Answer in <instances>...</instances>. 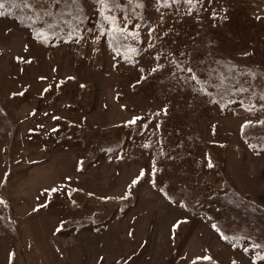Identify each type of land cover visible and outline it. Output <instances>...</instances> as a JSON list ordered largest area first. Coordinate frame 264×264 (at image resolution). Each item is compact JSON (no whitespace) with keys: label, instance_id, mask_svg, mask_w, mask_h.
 <instances>
[{"label":"rangeland","instance_id":"rangeland-1","mask_svg":"<svg viewBox=\"0 0 264 264\" xmlns=\"http://www.w3.org/2000/svg\"><path fill=\"white\" fill-rule=\"evenodd\" d=\"M223 1L200 0L190 14L184 2L160 6V16L152 14L150 25L139 30L140 40L134 44L138 51L125 53L134 63L114 59L105 36L96 41L86 33L87 43H62L63 54L53 58L51 49L33 42L30 30L0 18V264H210L196 259L204 255L216 264H231L232 259L249 264L253 253L242 248L254 241L232 247L233 238L220 239L211 224L222 219L213 197L232 189L259 214L250 218L222 210L226 220L230 215V223L239 219L241 226L257 218L260 225H253L261 227L264 239V151L241 139L244 119L235 116L255 98L241 101L240 94L219 106L198 98L189 106L190 87L170 74L176 71L179 78L178 69L166 64L149 74L157 51L174 52L187 62L179 55L184 52L191 64L194 51L206 52L196 25L211 23L212 13L222 12ZM238 15L240 31L230 28L224 38L216 33L212 38L232 61L264 69V30L255 19L264 10L252 5ZM137 21V27L128 28H140ZM194 36L190 47L186 41ZM93 45L98 52L91 51ZM29 54L31 64L16 59ZM41 75L48 78L38 79ZM141 75L147 79L137 83ZM70 76L75 79H65ZM21 91L23 95L12 96ZM33 110L35 115H30ZM133 116L144 119L126 123ZM168 152L174 159L167 158ZM153 159L155 175L150 172ZM141 169L145 175L129 188ZM181 200L187 208L180 206ZM13 207L18 225L9 212ZM89 215L96 223L79 230L61 224L67 216ZM185 217L187 222L172 228ZM221 228L237 238L236 232Z\"/></svg>","mask_w":264,"mask_h":264},{"label":"trees","instance_id":"trees-1","mask_svg":"<svg viewBox=\"0 0 264 264\" xmlns=\"http://www.w3.org/2000/svg\"><path fill=\"white\" fill-rule=\"evenodd\" d=\"M200 0H193L192 4H188L186 0H131V4L129 5L128 0H123V4L121 7L114 9V12L118 15H122L121 19H124L125 17L130 18L131 23H128L126 25H123L125 27H132L135 25L137 27V20L139 19V27L137 28V32L139 30L141 31L142 26H148L150 25L151 21V15L154 13H157L159 16L161 14V9L163 7H168V4H180L184 2L187 6H189V13H193L197 11L198 3ZM23 0H3L4 7L0 9V11H3L5 13H8V15L4 17H0L2 19H10L15 20L22 28L30 30L29 32L33 36L35 35V20L30 21L29 16L31 15L32 10L29 8L24 7H17V4H21ZM30 3L39 5L40 0H29ZM80 4L84 13V18L80 22L81 23V29L80 31L82 34L86 33L85 35L87 38H89V32L92 33V30L97 32V30L101 27V25L104 23L102 21V18L96 14V5L94 3V0H80ZM252 5H256L261 7L264 10V0H227L223 1V10L227 9V12L224 13L222 10L220 15L217 18H213V15H211V23L210 24V30L206 27L208 25L203 24H197V37L205 42V46L207 48V51L204 53H200L198 51H194V56H192V66L194 67V70L197 72L198 75H201L202 79H207L209 81V84L207 85L208 90L212 92V99H220L225 100V102H229V100H232V97L239 96L240 94L243 96L241 97V101L243 99L249 100L255 98L253 103H251L248 106V109L252 107L255 104V110L254 111H248V110H241L237 111L235 116H241L238 118H242L245 120H252L255 121L257 119H264V109L261 110L259 108L261 104H264V100H260L259 97L261 94H264V69L256 68L248 66L245 64L244 66L242 64H239L238 61H232L228 56H225L222 52H219L220 45L218 42H215L213 40L212 35L218 34L221 38H224L223 33L225 31H228L230 28H236V31H240L242 29V25L239 23L238 13L240 11H248ZM46 7V5H45ZM61 8H63V5H60ZM39 10V7L37 8ZM227 15L228 19H223L222 16ZM261 19L257 20V23L261 25L262 30H264V15H260ZM191 19V18H189ZM196 23H200L199 19H193ZM55 21L57 23H60V17L57 15L55 17ZM32 25V27H30ZM72 25H69V29H71ZM213 32H211V30ZM64 29L61 28L60 31L57 32V36H64ZM233 36L234 32L232 30L229 32V35ZM140 35V34H139ZM108 40V42L112 45L114 48L120 47V44H113V38L111 36H105ZM64 39H67L66 36H64ZM117 39L122 40V38L118 37ZM196 36H194L190 41H186L187 45L190 47L194 46ZM131 40L125 41L130 42ZM39 45L45 47L46 49H51V56L53 58L60 57L63 52L60 51L62 43L59 40H53L48 45H42L39 42H37ZM176 43V42H175ZM171 43L170 45H172ZM174 45V44H173ZM192 55V54H191ZM256 68V69H253ZM176 73V71H175ZM209 73L211 75L209 76ZM254 74V75H253ZM179 76L182 77L183 73L179 72ZM246 78V79H245ZM262 79V80H261ZM212 85H216V87H213ZM241 89H244L241 91ZM247 92L249 93L247 97ZM219 93V95H217ZM255 93V95H254ZM254 95V96H253ZM198 98L205 99L206 97L203 93H197L191 90L187 97V102L189 106H193ZM242 103V102H240ZM214 104V103H213ZM246 114H249V116H244ZM243 116V117H242ZM244 123V122H243ZM242 123V125H243ZM132 129L130 130V132ZM127 136V134H126ZM171 136V135H170ZM241 139L248 144V146L251 145H264V126H257V127H242L241 126V132H240ZM255 148L258 152L264 151V148L261 147H251ZM159 149H157L158 153ZM108 152L111 153L112 150L108 149ZM167 155H171L174 157V154L168 152ZM170 172V171H169ZM187 190V189H186ZM213 202L217 204V207L219 209L230 211V214H236L238 216V212H241L243 215L250 214V218L253 215H256L258 212L255 211L253 208L247 206L243 200L237 196V194L232 189H226L223 193H218L213 197ZM222 210H220L221 218L219 219L218 225L221 227L226 228L227 230H230L231 232H236V237L231 240L234 245L238 246L239 243L244 241H258V242H264V239H262V229L260 226L255 227L253 225L254 223H257L260 225V222L258 219H253L250 224L243 222L241 226H238V222L240 220L238 219L235 221V223H230V219L228 215V220H226L227 213H224ZM14 211V212H13ZM13 211L9 212L13 215H15V210L13 207ZM8 210L6 211V216H9ZM219 212V211H218ZM259 214V213H258ZM93 215H89L85 218L81 217L78 218L77 216H67L66 221H64L61 224L69 225L72 224L76 226V229L79 230L82 227H88L91 223H96L95 220L92 218ZM15 222L17 225L19 224V219H17V216L15 215ZM83 218V219H82ZM10 220V219H9ZM224 223H223V222ZM4 226H9L8 224H4ZM74 228V227H72ZM264 230V229H263ZM248 235H251V240L246 239ZM14 236V235H13ZM17 238V237H15Z\"/></svg>","mask_w":264,"mask_h":264},{"label":"snow or ice","instance_id":"snow-or-ice-1","mask_svg":"<svg viewBox=\"0 0 264 264\" xmlns=\"http://www.w3.org/2000/svg\"><path fill=\"white\" fill-rule=\"evenodd\" d=\"M129 5L131 4V0H128ZM188 4H192L193 0H186ZM94 3L96 5V14L99 15L102 18V21L104 22L101 27L97 30L96 33L89 32V36L91 39L98 41L101 37L104 36H111L113 38V44H120V47L113 48L114 51V59L115 57H120L122 59L127 60L129 63H134L135 61L131 56H126L125 53H136L138 49L134 46L135 42L140 40L139 32L131 30L123 25H126L128 23H131L130 18L125 17L124 19H121V16L116 14L114 12V9L119 8L123 4V0H94ZM46 5V7L44 6ZM60 5H63V8L60 7ZM4 7L3 0H0V9ZM17 7H24L29 8L32 10L31 15L29 16V20H35V35L33 36V42H39L42 45H48L53 40H59L61 43H80L81 41H84L87 43V40L85 39L84 35L80 31L81 29V21L84 18V13L80 4V0H43V4H33L30 3L29 0H23L21 4H17ZM39 7V10L37 8ZM224 13L227 12V9L223 10ZM190 14V13H188ZM8 15V13H5L3 11H0V17H4ZM59 15L60 17V23H57L55 21V17ZM213 18H217L220 14L213 12L212 13ZM223 19H228L227 15L222 16ZM256 20H260V16L255 17ZM72 25L71 29H69V25ZM32 27V25H30ZM63 28L64 36L67 37V39H64V36H57V32ZM118 37L122 38V40L117 39ZM131 40L133 41V45H126L124 42ZM149 48H155L154 43H150L148 45ZM29 47L26 44L24 46V52H28ZM92 52H98L99 48L95 45L91 48ZM151 55V54H150ZM181 57L185 58V61L182 62L181 60L177 59V55L174 52L168 51L167 53H162L157 51V53L152 56L154 63V66L150 68L149 74H154L160 70H162L166 64H171L174 66V68L178 69L181 73L184 75L182 77H176L175 72L170 73L174 79H177V83L179 84L181 80L183 81V85L190 87L192 91L197 93H203L206 97H208L209 103H214L216 105L221 104L220 99H212V92L208 90L207 85L209 84V81L207 79H202L201 75H198L197 72L194 70V67L191 64V61L187 60V54L184 52H181L179 54ZM247 55V53H245ZM17 60L23 61L24 63L31 64L33 57L31 54H29V57L26 59L23 56L16 57ZM161 59L165 61V63H160ZM116 66L115 64L113 65ZM23 71V69H21ZM55 71V69H53ZM141 74L144 73L145 69L141 67L139 69ZM211 73H209V76ZM254 75V74H253ZM47 76H39L38 79L40 80H46ZM66 80L75 79V77H66ZM147 77L144 75L140 76V79L137 81V83H140L142 80H146ZM65 81L61 80L59 83L63 84ZM213 87H216V85H212ZM51 85H49L47 88L43 89V92H48ZM81 87H84V85H81ZM244 89H241L243 91ZM16 95H23V91L17 93L13 92L12 96ZM219 95V93H217ZM255 95V93H254ZM260 100H264V94H261L259 97ZM227 105H225L226 107ZM261 109H264V104L260 105ZM255 110V104L248 109V111H254ZM162 111L166 112L167 108L165 107L162 109ZM30 115H35V110H33ZM47 115V113H45ZM52 119L59 120L60 117L53 116ZM144 117L140 116H133L129 121L126 123L128 124H136L137 121L143 120ZM146 127V125H144ZM257 127V126H264V119H257L255 121L252 120H245L242 127ZM55 130V129H53ZM144 148H150L151 145L144 144ZM249 147H261L264 148V145H249ZM161 155H165L163 153V150L161 149ZM168 159H174L171 155L167 157ZM80 170H83V162L80 161ZM214 165L211 162V159L209 158L207 161V167L211 168ZM157 171L154 159L153 163L150 167V172L152 175H155ZM145 175L144 169H141L140 172L131 179L128 187L132 188L133 186L137 185L138 182L143 178ZM68 180H71V177H67ZM154 183V182H153ZM53 192L60 191L59 188H52L50 189ZM71 191H77L76 189H72ZM71 191H69V195H71ZM163 191V189H161ZM89 195H92V193H89ZM167 195V193H165ZM123 198V197H122ZM169 200L173 203L175 201L172 199V197H168ZM101 199L108 200L110 199L107 196L101 197ZM75 203V201H73ZM180 206L183 208H187L188 205L185 203V201L181 200ZM198 203V202H197ZM36 210V209H34ZM219 211V209H217ZM211 219V218H209ZM187 222V218L185 217L183 220H177L173 225L172 228H177L181 223ZM211 227L215 232L219 235L220 239L224 241H230V239L234 237H230L227 235L224 230L218 226L216 223H212ZM129 236L132 235V232L128 233ZM246 239L251 240V235H248ZM146 243V242H145ZM232 247H236V245H231ZM244 253H249L250 251L253 253L250 257L249 264H256L257 261L264 262V242H258L254 241L249 244L247 247L242 248ZM14 255V254H13ZM101 259H103L101 257ZM130 259V258H129ZM197 260H205L209 261L210 264H216V262L213 260L212 256L210 255H204V256H198L196 258ZM231 264H237L236 259L231 260Z\"/></svg>","mask_w":264,"mask_h":264}]
</instances>
